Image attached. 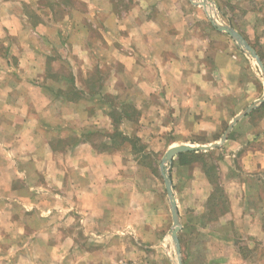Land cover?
I'll return each mask as SVG.
<instances>
[{
  "label": "crops",
  "instance_id": "0c3cea01",
  "mask_svg": "<svg viewBox=\"0 0 264 264\" xmlns=\"http://www.w3.org/2000/svg\"><path fill=\"white\" fill-rule=\"evenodd\" d=\"M80 1L82 11L69 10L70 15L100 18L103 40L97 46L89 27L80 22L77 45L66 42L67 29L62 34L66 39L54 47L62 45L60 60L72 67L77 53L82 67L114 63L129 73L140 120L131 122L128 134L146 142L167 130H203L204 124L217 131L223 114H233L227 118L228 129L235 116L245 113L227 136V153L220 147L211 150L218 151L211 159L217 180L212 182L203 166L204 175L198 174L205 187L202 205L217 196V186L226 199L213 214L219 217L213 220L215 230L210 229L215 249L207 257L216 264H264V101H259L264 73L214 24L201 0H126V7L119 4L122 0ZM205 1L218 5L237 31L246 24L247 32L260 38L262 51L255 50L264 64V0ZM31 2L37 3L0 0V36L8 31L21 42L9 46L12 53L0 50V264H115L123 202L130 203L132 220L131 201H137L139 190L137 166L135 172L123 171V151L131 144L98 150L92 136L102 127L91 102L69 99L64 95L68 81L44 73L51 69L45 68L50 51L37 36L43 34L48 11L33 10L41 20L29 24ZM69 11L63 22L72 30ZM230 11H248L249 23L238 22ZM71 77V84L83 90L73 70ZM106 80L102 94L128 79L118 70L110 84ZM94 105L105 110V104ZM108 119L115 127L110 115ZM163 145L191 144L175 138ZM174 160L181 165L178 155Z\"/></svg>",
  "mask_w": 264,
  "mask_h": 264
},
{
  "label": "rangeland",
  "instance_id": "374dc122",
  "mask_svg": "<svg viewBox=\"0 0 264 264\" xmlns=\"http://www.w3.org/2000/svg\"><path fill=\"white\" fill-rule=\"evenodd\" d=\"M35 1H37V3L34 2L33 4L31 2L32 4L28 5L30 15L33 14V16L31 15V19L28 17L29 24L36 25L39 20H41L33 10H38L37 12L41 13L48 11L43 17L44 24L41 28L43 34H38L37 36L42 48L50 51V55L45 59V68L46 66L48 68L51 66V69L50 72L45 70L44 73L47 72L52 75L51 77L55 80L63 78L68 81L64 93L66 97L80 99L79 101L82 104H87L88 101L91 102L89 104L90 110L92 111V114L93 112L97 113L102 127V129L98 130V133L92 136V141H95L98 144V150H101L104 142L111 141L108 134L113 132L114 129H119L118 131L130 135L128 134L127 129L134 128L131 126V122L135 121L124 119L119 124H116L115 127H111L110 120L108 119V114L112 110V107L115 106L116 109H120L121 103H131L136 105L135 102L137 99L136 95H134L136 88L135 85H132L129 73L114 63L104 64L103 62H95L92 63L90 68L82 67L80 64L82 60L76 57L77 53H75L76 56L74 57L76 66L72 67L69 62L60 60V58H63L59 52L62 45L54 47V43L59 44L60 40L63 41V38L66 39L65 35L62 34L68 33L67 29H69L70 35L66 34V42L72 41V44L74 43L73 45H77L78 32L82 29L80 22H84L85 27H89L91 40L95 41L97 46L100 45L101 40H103L100 34V18L90 17L91 21L89 20V22L88 20H83L79 15H74L75 17H72L70 15L71 11L69 10H77L78 12H81L84 8V4H82L80 0ZM119 4L126 7L128 6V1L122 0ZM64 5H66V8H64ZM227 5L229 8L234 7L233 4L231 5L227 3ZM247 6L251 8L250 5ZM207 7V10L210 11L209 13H215L219 23L232 26V22L222 16L221 9L218 5L208 1ZM67 10L69 11L70 17L68 22L70 21L72 30L71 28L66 27V22H63L66 19L65 17L63 18V15ZM24 11L26 12L25 8ZM230 12L237 15L235 18L238 22L249 23L248 17L250 15H248V11ZM241 30L242 32H238L243 35L250 45L254 49L262 51L260 38L255 33H248V27L246 24L241 25ZM19 43L21 42L18 39V36L12 35L8 31H3V34L0 36V50L2 53H12V51H9V46H16ZM235 43L238 49L246 53L237 41ZM251 60L255 63L258 72L263 76V72L257 61L252 57ZM51 70H54L55 72H52ZM72 70L79 76L77 85L82 86L83 90L77 89L78 92H75L73 88L75 84L74 86L73 84H70L68 79L72 76ZM116 70L121 71L123 78H127L128 80L126 83L125 81L121 83L118 87L111 88V90L108 87L109 90H105L104 94H102L100 90L104 89L103 85L105 84L106 78V85H108L110 84V81H112L111 76L114 72H117ZM97 102L105 104L103 105L105 110L98 109V107L94 105ZM111 103H113L114 106ZM98 110L100 112H98ZM232 116L233 114L231 113L226 115L223 114L220 121V128L217 131L215 129L205 128L207 126L206 124L203 125V130L192 128L179 130L173 129L171 131L167 130L160 132L158 136L144 140L146 142H143L141 140L142 138H140V141L138 142L139 144H137L135 148L129 146V150L125 149L123 151V154L125 155L123 171H126V173L130 172V170L135 172L137 166L139 190L136 198L137 201L135 199L131 201L132 207H135V217H133L132 220L130 219V203L127 202L126 205L125 201L123 202L124 210L120 218V222L122 223L117 229V233L121 235L122 240L118 245L119 258L115 264H179L175 244L171 238V231L174 229V220L164 174H168L172 179V187L177 198L179 215L182 223V228L179 231V239L181 238V261L183 264H210V262L211 264H216V262L211 261L210 257H207V255L214 252L215 249L213 242L209 240L211 237L210 229L214 228L215 230L216 223L214 221L219 219V217H214L213 214H210L209 209L207 210V208H205L206 203L207 205L209 204V199L204 203L205 206L202 205V199L200 196L202 192L205 191V187L201 186L200 178H198L199 173L204 175L202 171V162L198 160L191 165L184 164L178 166L176 165L177 160H173L172 163H167L165 167H162L161 164L163 157L167 150L172 147L163 145V142L175 138H177V142L180 144L188 143L195 146L210 145L214 142H219L227 130L226 128L229 123L227 118ZM138 120H140V115ZM92 121H95V119ZM108 128L109 130H107ZM65 136L66 134L63 135V137ZM60 141V146H63L64 143L62 140ZM225 141L219 146L224 150L223 152L220 150L219 152L221 153H227L224 146ZM213 149L215 148L198 150L197 152H207L206 158L212 162V155L214 157L215 155L216 157L218 155L217 150L215 152L211 151ZM130 154L132 155V159H130ZM127 155H129V157ZM251 185L255 187V183H252ZM124 187V192H126L129 188L125 185ZM197 187H199L198 192H196ZM210 187L212 189V185ZM219 195H223V191L218 192L217 196ZM135 196L134 192L133 197ZM210 203H213V201L211 200ZM223 246V250L225 251L228 247L226 245ZM226 260H228V258H226ZM262 260L264 261V259Z\"/></svg>",
  "mask_w": 264,
  "mask_h": 264
},
{
  "label": "trees",
  "instance_id": "16d2710c",
  "mask_svg": "<svg viewBox=\"0 0 264 264\" xmlns=\"http://www.w3.org/2000/svg\"><path fill=\"white\" fill-rule=\"evenodd\" d=\"M68 80H70V84L73 82L74 83V78L70 77ZM72 85V84H71ZM74 86V85H73ZM74 91L78 92L77 88L74 86ZM82 92V91H81ZM83 93V92H82ZM69 99H73V98H69ZM113 105V103H111ZM114 106V105H113ZM116 107H112V110L109 112V115L111 116V118L114 121V125L119 124L121 121H123L124 119L126 120H132L137 122L138 121V117L140 115V112L138 110V108L136 107V105L131 104V103H121L120 105V109H116ZM119 129H114L113 132L109 133V137L111 141L108 142H104L102 144L101 147V151H112V150H117L120 149L121 146L125 143H130L132 148H135L137 146V144H139L138 142L140 141V138L136 135H127L121 131H118ZM120 139V140H117ZM207 152H197V151H188V152H182L178 155V160H179V164L181 165H191L192 163L200 160V162H202V166L204 169L205 174L207 175V177L212 181L215 182V180H217L218 175H217V165L212 161L210 162V160L206 155ZM211 153V152H209ZM175 165V164H174ZM177 165V162H176ZM216 189V193L223 191L219 186L215 187ZM213 201V203H210V201ZM226 201L224 194L223 195H219V196H215V197H210L209 199V204H208V209L210 214H215V212L218 209V205L221 204V206H223L222 204ZM221 206H219V208H221Z\"/></svg>",
  "mask_w": 264,
  "mask_h": 264
},
{
  "label": "water",
  "instance_id": "95a60500",
  "mask_svg": "<svg viewBox=\"0 0 264 264\" xmlns=\"http://www.w3.org/2000/svg\"><path fill=\"white\" fill-rule=\"evenodd\" d=\"M198 3L203 4L205 6L207 5V2L205 0H201ZM212 20H213L214 24L217 25V27L220 30L227 32L231 37H233L237 41V43L246 51V53L250 57L254 58L257 61L258 65L260 66L261 70L264 73V64H263L260 56L258 55L256 50L250 45V43L243 37V35L240 34L235 28H233L230 25L218 23V20L213 18V17H212ZM259 101L260 102L264 101V97L261 98ZM252 108H253V105L250 106L247 109V111H250ZM244 114L245 113H242V114L235 116V118L231 121V123L228 126V129L225 131V133L223 134V136L219 142H214L210 145H198V146L177 145L174 147H170L163 157V161H162L161 166L165 167L167 163H172L175 156L179 155L182 152L209 150L211 148L219 147L227 139V136L229 135L232 126ZM164 177H165L166 188H167V192H168V196H169V200H170L171 211H172L173 220H174V229L171 231V235H172V238H173V241L175 244L176 252L178 254L179 264H183V262L181 261V258H180L181 246H180V240H179V236H178L179 231L182 228V223L180 220V215H179V211H178V207H177V200H176V196H175V193H174V190L172 187L171 177L168 174H164Z\"/></svg>",
  "mask_w": 264,
  "mask_h": 264
},
{
  "label": "built area",
  "instance_id": "2783aa9c",
  "mask_svg": "<svg viewBox=\"0 0 264 264\" xmlns=\"http://www.w3.org/2000/svg\"><path fill=\"white\" fill-rule=\"evenodd\" d=\"M211 17H213V18L217 19V16L215 15V13H214V12H211ZM217 20H218V19H217Z\"/></svg>",
  "mask_w": 264,
  "mask_h": 264
},
{
  "label": "bare ground",
  "instance_id": "6f19581e",
  "mask_svg": "<svg viewBox=\"0 0 264 264\" xmlns=\"http://www.w3.org/2000/svg\"><path fill=\"white\" fill-rule=\"evenodd\" d=\"M195 146V145H194Z\"/></svg>",
  "mask_w": 264,
  "mask_h": 264
}]
</instances>
